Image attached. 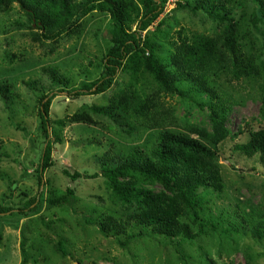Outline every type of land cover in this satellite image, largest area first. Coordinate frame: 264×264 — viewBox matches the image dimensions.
Instances as JSON below:
<instances>
[{"label": "rangeland", "instance_id": "1", "mask_svg": "<svg viewBox=\"0 0 264 264\" xmlns=\"http://www.w3.org/2000/svg\"><path fill=\"white\" fill-rule=\"evenodd\" d=\"M134 1L142 5L144 0ZM196 1L167 0L164 14L143 34L172 74L177 71V47L222 30L204 11L194 10ZM254 12L255 4L248 2L236 16L246 31L244 42L259 48L263 38L251 27ZM112 28L108 14L93 12L71 33L50 41L31 29L18 3L0 8V85H10L19 97L14 104L9 94L4 98L0 92V206L23 211L39 194L35 171L44 140L39 131L40 95L52 90L55 78L66 79L69 89L99 79L113 45ZM136 28L134 24L132 29ZM125 67L104 95L76 99L59 92L53 100L51 131L59 139L52 155L54 166L44 174L45 185L32 210L0 216V264H21L22 242L28 264H264V239L252 237L254 224L264 214V160L248 158L235 148L247 143L251 131L264 130L260 80L254 83L253 75L239 81L222 75L218 80L216 87L231 106L226 124L231 136L211 146L187 130L198 126L213 131L207 94L179 84L170 95L147 74L138 81L140 70L137 73L133 63ZM134 85L161 105L159 112H169L175 122L171 130L212 147L221 165V188L204 196L198 219L205 221L207 234L179 249L165 238L133 235L124 224L130 223L137 207L120 202L101 176L102 165L118 161L117 154L147 151L156 142L159 130L140 128L122 112L113 111L110 117L92 109L112 111L114 97ZM65 171L81 178L74 181ZM147 188L161 191L158 186ZM189 222L196 233L198 226Z\"/></svg>", "mask_w": 264, "mask_h": 264}, {"label": "trees", "instance_id": "2", "mask_svg": "<svg viewBox=\"0 0 264 264\" xmlns=\"http://www.w3.org/2000/svg\"><path fill=\"white\" fill-rule=\"evenodd\" d=\"M248 2L255 4L251 27L263 38L259 48L244 42L247 39L244 34L246 31L237 21V10H243ZM13 3H18L24 11L31 29H37L45 40L50 41L71 33L82 18L93 12L108 14L113 23V45L104 58L103 73L99 79L83 83L79 89H69L66 79L55 78L52 90L48 89L47 94L40 95L39 131L44 140L35 171L39 194L25 204L23 211L0 206V216L32 210L42 194L44 174L54 166L52 155L59 142L51 131L54 122L51 107L59 92L76 99L104 95L113 88L120 72L125 71L126 64L133 63L134 70L137 73L140 70L138 81L147 74L170 95L176 93V85L180 84L196 87L201 94L210 97L213 131L198 126H189L187 130L211 146L222 144L231 136L226 126L231 106L223 92L216 87L221 76L231 75L239 81L253 75L254 83L260 80L259 89L264 93V0H197L194 10L204 11L210 19L220 24L222 30L214 37H195L177 47L180 52L174 61L177 69L174 74L162 65L150 39L143 38L144 32L164 14L167 0H144L142 5L134 0H0V8ZM134 24L136 30L132 29ZM28 87L37 90L35 86ZM129 88L124 95L114 97L112 111L107 112L99 107L92 109L110 117H113V111L122 112L140 128L159 130L156 142L147 151L135 149L126 154H117L118 161L110 159L102 165L101 176L120 202L137 207L138 211L128 221L130 223L124 224L133 235L165 238L179 249L194 237L207 234L205 221L200 222L198 219L204 196L221 188V165L212 147L171 130L175 122L169 112H159L161 105L151 99L145 90L135 85ZM0 92L2 97L3 94L4 98L9 94L14 100L12 103H18L19 97L10 85L2 83ZM60 124L64 122L60 121ZM235 148L248 158L260 156L264 160V130L251 131L247 143ZM65 174L74 181L81 178L78 173L71 175L65 171ZM156 186L161 191L147 188ZM190 219L198 226L196 233L191 229ZM252 237L259 241L264 239V214L254 224ZM21 248V264H28L29 255L24 242Z\"/></svg>", "mask_w": 264, "mask_h": 264}]
</instances>
